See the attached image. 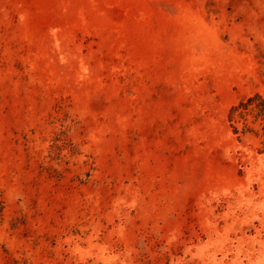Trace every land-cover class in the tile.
<instances>
[{"label": "rangeland", "instance_id": "rangeland-1", "mask_svg": "<svg viewBox=\"0 0 264 264\" xmlns=\"http://www.w3.org/2000/svg\"><path fill=\"white\" fill-rule=\"evenodd\" d=\"M256 93L264 0H0V264H264Z\"/></svg>", "mask_w": 264, "mask_h": 264}, {"label": "trees", "instance_id": "trees-1", "mask_svg": "<svg viewBox=\"0 0 264 264\" xmlns=\"http://www.w3.org/2000/svg\"><path fill=\"white\" fill-rule=\"evenodd\" d=\"M229 121L235 134H254L263 138L264 146V95L256 93L242 99L229 111ZM241 125V129L237 125ZM255 125L259 128H255Z\"/></svg>", "mask_w": 264, "mask_h": 264}]
</instances>
